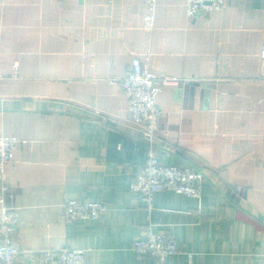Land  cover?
<instances>
[{"label": "crops", "instance_id": "crops-1", "mask_svg": "<svg viewBox=\"0 0 264 264\" xmlns=\"http://www.w3.org/2000/svg\"><path fill=\"white\" fill-rule=\"evenodd\" d=\"M0 0V135L22 141L0 184L16 192L22 250L83 248L86 264H158L133 242L181 247L165 264H264V0L189 17L185 0ZM135 59L179 76L159 96L162 162L204 170L202 196L131 189L144 123L119 83ZM102 201L97 220L64 215ZM1 210V204H0Z\"/></svg>", "mask_w": 264, "mask_h": 264}, {"label": "built area", "instance_id": "built-area-1", "mask_svg": "<svg viewBox=\"0 0 264 264\" xmlns=\"http://www.w3.org/2000/svg\"><path fill=\"white\" fill-rule=\"evenodd\" d=\"M158 0H145L147 12L143 26L155 27ZM189 17L210 13L224 7L225 0H185ZM264 58V46L262 48ZM185 78L152 70L149 64L135 59L132 69L122 77L111 78L119 83L128 101L135 122L144 123L142 138L146 143L147 159L135 174L131 189L140 191L151 202L156 192L172 190L190 197L202 196L206 179L204 170L190 162H162L159 155V118L162 109L159 96L164 86L180 84ZM22 140L15 134L0 135V178L3 179L7 164L14 161V152ZM16 196L7 183L0 184V264H86L83 248H43L29 250L20 261L22 250L15 246V235L20 226V214L15 205L8 203ZM108 208L102 201L70 199L64 203V215L73 220H97ZM133 249L141 255L155 257L158 264L181 251L180 243L172 236L151 228L145 236L133 242Z\"/></svg>", "mask_w": 264, "mask_h": 264}]
</instances>
